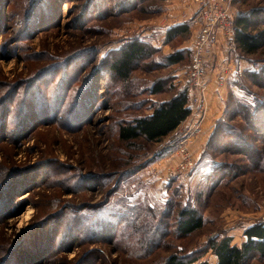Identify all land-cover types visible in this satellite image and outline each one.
<instances>
[{
    "label": "rangeland",
    "instance_id": "1",
    "mask_svg": "<svg viewBox=\"0 0 264 264\" xmlns=\"http://www.w3.org/2000/svg\"><path fill=\"white\" fill-rule=\"evenodd\" d=\"M191 5L0 0V264H163L172 253L213 264L210 239L225 235L240 244L244 228L264 220V124L253 122L246 109L230 108L240 99L264 104V77L245 74L264 65V34L253 53L218 39L206 110L190 114L198 115L192 126L184 120L158 142L118 139L121 122L149 114L151 103L187 86L190 58L172 65L163 58L192 43L193 26L165 38ZM232 13L250 15L252 34L264 31V0H233ZM131 38L157 50L121 81L107 63L111 51ZM228 62L234 71L219 86L215 77ZM154 83L162 90L151 94ZM212 98L219 105L213 114ZM245 149L254 154L247 158ZM182 150L192 166L183 164ZM212 161L222 169L218 178L206 179ZM115 186L119 190L109 193ZM121 193L128 207L158 212L167 206L170 214L176 206L193 207L203 225L178 234L175 212L161 225L166 235L140 252L119 210L106 218L109 225L98 226L96 209ZM84 210L89 213L80 214ZM156 217L163 223L155 213L149 220ZM249 264H264V257Z\"/></svg>",
    "mask_w": 264,
    "mask_h": 264
},
{
    "label": "trees",
    "instance_id": "2",
    "mask_svg": "<svg viewBox=\"0 0 264 264\" xmlns=\"http://www.w3.org/2000/svg\"><path fill=\"white\" fill-rule=\"evenodd\" d=\"M141 2L147 0H139ZM252 16V14H251ZM233 37L234 44L244 52L253 53L260 47V37L263 36L264 31H259L257 34H252L251 30L254 27L251 26L252 18L250 15L235 14L233 16ZM188 24L179 23L166 31V42L174 38L177 35L185 34L188 32ZM157 47L147 43L146 41L131 38L122 43L117 49L111 51L109 55V62L107 63V70L115 79L126 81L131 73L137 68V66L150 58ZM107 56L102 58V61L106 62ZM188 57L190 58L189 48H178L177 50L166 55L163 60L166 64H177ZM158 65V64H157ZM245 74L251 78L264 77V65L257 70H246ZM162 90L161 83H154L149 88V93L156 94ZM236 97V96H235ZM237 98V97H236ZM239 99V98H238ZM188 102V87L184 86L175 92L169 99L161 101L159 103H151V112L146 115H140L135 117L129 123H120L117 136L121 141H131L137 138H144L150 142H158L164 137L172 133L177 127L190 115V109L187 105ZM262 101H254L253 103L246 102L242 99L236 103L231 104L232 109L237 107L246 109L247 113H250L253 122L264 124V108ZM229 106V105H228ZM240 110V109H239ZM238 110V111H239ZM244 114V113H243ZM261 118V120H260ZM258 129H263V126H258ZM259 135L258 137H260ZM212 137V136H211ZM264 138V137H263ZM257 151V150H255ZM242 154L248 158L251 154H254L251 150H244ZM254 164L259 159H251ZM256 162V163H255ZM209 171L206 179H210L213 176L219 177V171L222 169L217 165H213ZM215 163V162H214ZM222 174V172L220 173ZM213 183V180L211 181ZM118 191L119 188L115 186L111 188L109 193ZM116 191V192H117ZM118 196V195H117ZM127 194L121 193L118 197L110 199L107 203L102 204L96 210L101 216V223L98 225L103 229V226L109 225L106 218L116 213L122 215V220L129 222L131 234H134L135 243L139 245L140 252H144L146 248H149L153 241H158L166 235L161 231V225L167 226V222L164 220L176 212L175 218V230L176 233L181 235L191 234L194 231L200 229L203 225V218L198 211L193 207H178L176 209H168L167 206L164 209L157 210L155 212L147 205L130 206L125 203L127 201ZM115 199H117L115 201ZM117 205L118 209L112 206ZM116 203V204H115ZM115 210H108L107 214L104 209L110 207ZM123 208V209H121ZM88 214L89 211H81L80 214ZM111 213V215L109 214ZM153 213L158 214L164 218L163 223L161 219L157 217L149 220V216H153ZM106 214V215H105ZM169 220V219H168ZM244 240L240 244L232 243L231 236L214 237L208 241L207 248L215 256L216 262L213 264H249V261L254 256L264 257V220L253 223L243 231ZM133 243V241H131ZM148 243L150 245H148ZM156 246V245H155ZM163 264H210L207 260H198L197 257H191L190 255H178L170 254L164 260Z\"/></svg>",
    "mask_w": 264,
    "mask_h": 264
},
{
    "label": "built area",
    "instance_id": "3",
    "mask_svg": "<svg viewBox=\"0 0 264 264\" xmlns=\"http://www.w3.org/2000/svg\"><path fill=\"white\" fill-rule=\"evenodd\" d=\"M195 7L194 14L183 15V22L195 27L191 43L190 61L185 70V82L188 87V102L190 114L204 113L206 110L207 73L213 65V57L222 37L233 44V0H190ZM234 71V64L228 62L217 74L215 81L221 86ZM183 152V150H182ZM184 153V152H183ZM183 164L192 166L191 159L184 153ZM183 166V165H181Z\"/></svg>",
    "mask_w": 264,
    "mask_h": 264
},
{
    "label": "crops",
    "instance_id": "4",
    "mask_svg": "<svg viewBox=\"0 0 264 264\" xmlns=\"http://www.w3.org/2000/svg\"><path fill=\"white\" fill-rule=\"evenodd\" d=\"M194 6L193 5H191V9H190V11H189V13H188V16L187 17H190V16H192L193 14H194ZM179 23H183V19L180 21V20H178L176 23H172V25H170V26H174V25H176V24H179ZM190 26V25H189ZM192 26V25H191ZM194 27V26H193ZM195 27H194V34H195ZM194 36V35H193ZM193 36H192V38H193ZM191 40H193V39H191ZM191 42V41H190ZM190 46H191V44H190ZM189 46V47H190ZM188 47V48H189ZM180 48H182V47H180ZM185 48V47H184ZM212 83V82H211ZM215 88H216V86H215ZM209 103H210V105H212V108H210L209 110H208V112H211L212 114L215 112V110L213 109V108H218L219 107V105H218V101H217V99H215V98H212L211 100H209ZM209 114V113H208ZM207 114V115H208ZM194 115H196V114H194ZM206 115V116H207ZM198 116V115H197ZM197 116H193V115H189L187 118H186V120H192L191 122H189V124L192 126V123L194 122V121H196L197 119H198V117ZM194 120V121H193Z\"/></svg>",
    "mask_w": 264,
    "mask_h": 264
}]
</instances>
